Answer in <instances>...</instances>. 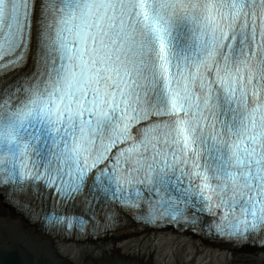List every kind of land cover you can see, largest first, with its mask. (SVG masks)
Wrapping results in <instances>:
<instances>
[{
    "label": "snow or ice",
    "instance_id": "obj_1",
    "mask_svg": "<svg viewBox=\"0 0 264 264\" xmlns=\"http://www.w3.org/2000/svg\"><path fill=\"white\" fill-rule=\"evenodd\" d=\"M8 194L264 247V0H0Z\"/></svg>",
    "mask_w": 264,
    "mask_h": 264
},
{
    "label": "water",
    "instance_id": "obj_2",
    "mask_svg": "<svg viewBox=\"0 0 264 264\" xmlns=\"http://www.w3.org/2000/svg\"><path fill=\"white\" fill-rule=\"evenodd\" d=\"M12 199L0 211V264H197L186 237L164 225L126 235L73 241L38 229ZM36 208V207H35ZM34 208V209H35ZM131 225H135L131 221Z\"/></svg>",
    "mask_w": 264,
    "mask_h": 264
},
{
    "label": "bare ground",
    "instance_id": "obj_3",
    "mask_svg": "<svg viewBox=\"0 0 264 264\" xmlns=\"http://www.w3.org/2000/svg\"><path fill=\"white\" fill-rule=\"evenodd\" d=\"M10 205L11 203L4 201L3 196L0 195V211L7 209ZM32 208L35 207L32 206ZM23 214L26 215L24 212ZM203 219L210 221L212 217L204 216ZM164 225H167L170 229L173 228L169 225V222ZM203 230L209 232L206 224H203ZM174 233L184 235L190 246L193 249H198L194 250L196 257L205 261H197V264H264V247L259 243L234 247L230 241H227V244H215L187 232Z\"/></svg>",
    "mask_w": 264,
    "mask_h": 264
}]
</instances>
